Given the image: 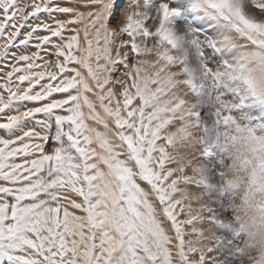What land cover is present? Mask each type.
<instances>
[{"label": "snow or ice", "instance_id": "snow-or-ice-1", "mask_svg": "<svg viewBox=\"0 0 264 264\" xmlns=\"http://www.w3.org/2000/svg\"><path fill=\"white\" fill-rule=\"evenodd\" d=\"M117 3L0 0V264H213L219 212L204 204L197 215L176 198L178 185L206 190L212 180L172 151L209 116L225 127L226 151L241 134L257 145L242 163L264 191V136L236 118L243 100L226 99L242 81L264 103L244 77L246 50L264 55V0H198L229 29L219 47L191 41L199 73L169 3L150 20L136 0L126 26L129 0L113 19ZM221 47L239 53L235 63H219ZM145 61L157 71L138 81ZM204 79L219 93L212 112L187 99Z\"/></svg>", "mask_w": 264, "mask_h": 264}, {"label": "rangeland", "instance_id": "rangeland-1", "mask_svg": "<svg viewBox=\"0 0 264 264\" xmlns=\"http://www.w3.org/2000/svg\"><path fill=\"white\" fill-rule=\"evenodd\" d=\"M68 3V0H61ZM127 0H118L116 5L115 19L125 7ZM169 3L171 8L176 9L180 14L172 18V25L177 33L185 35L183 47L187 50L189 61L192 65H198L203 57H200L196 45L192 44L193 39H197L202 45L208 42H217L218 47L229 35V29L209 13L204 7H196L198 0H139V7L150 20H155L159 14L161 3ZM71 6V5H69ZM81 10L87 11L83 6ZM22 31H26L22 30ZM34 49H29L33 51ZM13 52L16 49L12 50ZM206 52H215V49H205ZM219 63L224 60L235 63L238 53L235 49L221 47L216 53ZM235 90L226 96L232 103L244 102V106L237 109L235 116L238 121L247 127L254 128L258 136H264V103L252 95L248 85L242 81L233 82L231 85ZM119 90V89H117ZM218 90L214 86V81L204 79L198 83L197 87L189 94L192 102L198 103L204 112L214 111L215 98ZM57 98H60L57 96ZM225 127L216 122L215 118L209 116L204 123L203 145L199 149L196 166L215 174L217 180L212 181L211 186L206 190L191 185L181 184L179 188H190L194 192L206 191L205 204L216 209L220 214L221 223L214 224L211 232L219 238L218 243L213 248L210 256L213 257V264H241L242 257L239 251L247 243V234L235 222L232 211V202L235 199L234 190L227 189L218 182L217 173L223 171L226 164H230L228 153L224 148L222 133ZM7 264V262H5Z\"/></svg>", "mask_w": 264, "mask_h": 264}, {"label": "clouds", "instance_id": "clouds-1", "mask_svg": "<svg viewBox=\"0 0 264 264\" xmlns=\"http://www.w3.org/2000/svg\"><path fill=\"white\" fill-rule=\"evenodd\" d=\"M136 0H129V6L123 14L121 21L122 26H126L129 23V18L137 15V9L133 7ZM252 18H256L255 14H251ZM143 19V17H140ZM178 38L185 39V35L177 33ZM249 55L246 57V66L244 70V77L250 81L251 87L255 89L259 95H264V55H254V49L246 50ZM179 55V53H178ZM239 55V53H238ZM193 70L199 73L200 69L198 65H192ZM142 71L138 73V81L142 78L147 81L150 78H154L157 71L151 62L145 61L141 65ZM171 76V73L165 72L161 76L162 80H166ZM181 90L182 85H181ZM187 99L191 98L188 95ZM191 123V122H186ZM190 139H187L183 134L176 137L178 143L176 148L172 149L175 153L177 149H181L177 153V158L181 162L182 167L188 165L196 166L197 156L199 149L203 145L204 137L203 130L191 129L189 131ZM184 141L183 144L179 143ZM257 145L250 141L245 134H241V138L232 142L231 148L227 151L230 164H226L223 169V177L218 178V182L222 180H230L235 185L234 196L235 199L232 202V211L235 221L243 226V231L247 234V247L244 249L246 259H242L241 264H249L247 258L255 257L257 261L264 259V191L253 187L250 183L249 177L252 174V165H244L243 159L254 160L256 153L252 151ZM181 175L183 173L181 172ZM193 175H199L193 173ZM206 175L212 180H217L215 174L206 171ZM206 191L194 192L190 188H179L176 194L177 199L190 201L193 205L192 211L194 214L199 215L202 211V207L205 204ZM205 229L210 225H204Z\"/></svg>", "mask_w": 264, "mask_h": 264}]
</instances>
